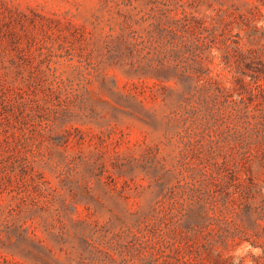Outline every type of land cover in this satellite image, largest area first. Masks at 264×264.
Instances as JSON below:
<instances>
[{
    "label": "rangeland",
    "instance_id": "obj_1",
    "mask_svg": "<svg viewBox=\"0 0 264 264\" xmlns=\"http://www.w3.org/2000/svg\"><path fill=\"white\" fill-rule=\"evenodd\" d=\"M234 259L264 264V0H0V264Z\"/></svg>",
    "mask_w": 264,
    "mask_h": 264
},
{
    "label": "clouds",
    "instance_id": "obj_2",
    "mask_svg": "<svg viewBox=\"0 0 264 264\" xmlns=\"http://www.w3.org/2000/svg\"><path fill=\"white\" fill-rule=\"evenodd\" d=\"M245 247H246V249L251 250V252H252L254 255H259V254H261V249H259V248H254V247H252L251 245H246ZM237 252L239 253V250H237ZM233 264H238V261L234 259Z\"/></svg>",
    "mask_w": 264,
    "mask_h": 264
}]
</instances>
